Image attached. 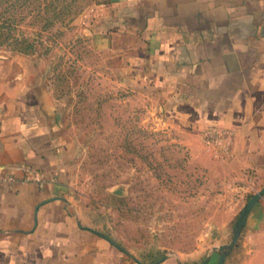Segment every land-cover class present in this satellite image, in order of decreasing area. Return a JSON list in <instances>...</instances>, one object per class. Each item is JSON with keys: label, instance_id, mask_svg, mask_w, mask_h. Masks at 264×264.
I'll return each instance as SVG.
<instances>
[{"label": "rangeland", "instance_id": "obj_1", "mask_svg": "<svg viewBox=\"0 0 264 264\" xmlns=\"http://www.w3.org/2000/svg\"><path fill=\"white\" fill-rule=\"evenodd\" d=\"M104 1L0 0V70H28L54 101L69 207L143 261L231 248L264 168L218 130L178 122L186 110L148 76L138 38L107 28Z\"/></svg>", "mask_w": 264, "mask_h": 264}, {"label": "crops", "instance_id": "obj_2", "mask_svg": "<svg viewBox=\"0 0 264 264\" xmlns=\"http://www.w3.org/2000/svg\"><path fill=\"white\" fill-rule=\"evenodd\" d=\"M96 6L115 19L108 29L138 38L141 55L154 62L148 76L172 96L175 111L186 110L179 123L218 130L230 152L264 168V0ZM30 75L22 69L9 78L0 70V264H219L221 255L220 264H264V193L237 244L213 248L200 261H143L84 224L69 207L54 101L45 88L35 94Z\"/></svg>", "mask_w": 264, "mask_h": 264}, {"label": "water", "instance_id": "obj_3", "mask_svg": "<svg viewBox=\"0 0 264 264\" xmlns=\"http://www.w3.org/2000/svg\"><path fill=\"white\" fill-rule=\"evenodd\" d=\"M264 193V188L261 190V192H259L257 195H255V196H253L250 200H249V202H248V206H247V212L249 211V209L251 208V206L254 204V202L262 195ZM247 214V213H246ZM246 216V215H245ZM244 220H245V218H244ZM235 245V243L234 244H232L231 245V247H233ZM225 247H229L228 245H222V246H220L219 248H225ZM222 260H223V255H221L220 256V258H219V264L222 262Z\"/></svg>", "mask_w": 264, "mask_h": 264}]
</instances>
